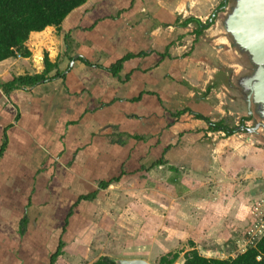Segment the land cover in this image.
Returning a JSON list of instances; mask_svg holds the SVG:
<instances>
[{"label": "crops", "instance_id": "1", "mask_svg": "<svg viewBox=\"0 0 264 264\" xmlns=\"http://www.w3.org/2000/svg\"><path fill=\"white\" fill-rule=\"evenodd\" d=\"M222 4L85 0L59 29L31 32L27 54L0 61V264L145 260L139 251L170 230L166 217L180 229L182 207L197 249L207 224L192 221L187 201L197 206L191 194L205 185L197 181L217 168L218 135L231 136L209 126L247 110L241 88L230 97L220 57L237 52L209 28ZM190 17L202 26L183 25ZM46 57L52 66L43 79L5 91L13 77L43 74ZM255 156L246 162L255 165ZM254 201L235 235L238 252ZM221 229L220 238L231 235Z\"/></svg>", "mask_w": 264, "mask_h": 264}, {"label": "rangeland", "instance_id": "2", "mask_svg": "<svg viewBox=\"0 0 264 264\" xmlns=\"http://www.w3.org/2000/svg\"><path fill=\"white\" fill-rule=\"evenodd\" d=\"M233 4V0H228L227 9L218 12L212 18L214 22L211 24L212 26L209 27L211 28V32L218 31L219 35L227 37L231 48L233 51L236 50L237 52V55L235 54L234 56L231 51L227 54L220 55L228 64L227 68L230 70L229 78L231 86L228 88L230 97L236 93L240 94L239 83L243 76H248L254 71V66L250 63L248 56L239 51L237 47L232 44L230 36L226 33L222 25V20ZM219 5L220 3L218 6ZM206 30L203 34L210 33V31L206 32ZM207 39L211 40L213 37H208ZM234 64H237V66L234 67L236 75H233V68L231 67ZM256 109L257 107L251 104V113L242 109L239 113L237 112L238 115L236 114L229 118L225 124L228 128H233L239 126L241 120L247 119L244 123L248 127H253L256 123H262L264 126V119L261 118L257 111L258 109ZM226 135L227 133L225 132L218 135V139L222 142V148L220 152L221 155L218 157L219 162L216 163L217 168H214L213 173L206 177H201L204 180L201 181L200 178L197 182L199 184L201 183V185L202 182H205V185L199 188V192H197L196 196L194 193L191 194V198L193 197L196 199L195 203H197V206L189 205V202L194 203V201H191L192 199L187 201L188 210L191 209V213L193 214L192 221L197 218L196 222L200 225L207 224V233L205 234V231L202 232L203 236L201 241L198 240L199 243L196 244V247L200 251L202 249L212 252L215 257H230L240 252L235 249V235L237 230L244 228L248 223L246 215L247 206L250 202L255 200L264 189V127H259L252 133L243 131L233 132L230 138ZM257 154H261L260 160L255 156ZM252 156L256 157L255 165L251 164V161L246 162V160H250ZM257 167L259 170L260 168H263V170H260V173L258 171H253V168L256 169ZM204 187H206V189ZM208 203L213 204L211 210L208 209ZM182 210L180 229L177 228L178 225L176 226V224H178V222L175 221L176 219L172 220L173 216L171 219L166 217L164 223L168 225L170 230H162L161 236L155 235L148 239V243L144 246V250L139 251L149 263L158 264L161 256L176 250L183 252L190 249L192 244L195 245L188 236V224L191 220L188 222V212H185L187 208L182 207ZM207 218H210V220ZM173 225L175 226L174 229ZM221 228H223V230H228L231 235L220 238L218 233L221 232ZM161 240H163L161 245H165V247L160 245ZM227 252L231 255L229 256Z\"/></svg>", "mask_w": 264, "mask_h": 264}, {"label": "trees", "instance_id": "3", "mask_svg": "<svg viewBox=\"0 0 264 264\" xmlns=\"http://www.w3.org/2000/svg\"><path fill=\"white\" fill-rule=\"evenodd\" d=\"M84 2L85 0H0V61L16 55L20 51L27 54L28 51L24 49V42L31 32L42 31L47 26H54L59 29L66 16ZM190 22L202 26L199 20L192 17L185 19L183 25ZM213 22L214 20L211 23ZM124 59L114 65L110 69L111 72L117 74ZM44 61L47 69L43 74L13 77L4 85L5 91L8 92L18 86H32L41 78L43 79L52 66L47 57ZM195 115L200 116L199 114ZM209 128L211 131L228 129L223 122L211 124ZM108 184L109 182H102L100 187L105 188ZM94 196L95 193L89 197L93 198ZM181 252L176 250L161 256L158 264H174ZM91 264H114V262L108 256H101ZM182 264H264V235L254 246L227 258L206 257L192 244L190 249L183 252Z\"/></svg>", "mask_w": 264, "mask_h": 264}, {"label": "water", "instance_id": "4", "mask_svg": "<svg viewBox=\"0 0 264 264\" xmlns=\"http://www.w3.org/2000/svg\"><path fill=\"white\" fill-rule=\"evenodd\" d=\"M227 1L223 0V4ZM233 2L222 20V25L230 36L232 44L245 53L254 66L253 73L244 77L240 85L247 93L248 108L251 104L256 105L259 115L264 119V0H233ZM260 126H263L262 123H257L253 127L239 125L228 129L227 132L252 133ZM111 259L114 264H150L141 258Z\"/></svg>", "mask_w": 264, "mask_h": 264}, {"label": "built area", "instance_id": "5", "mask_svg": "<svg viewBox=\"0 0 264 264\" xmlns=\"http://www.w3.org/2000/svg\"><path fill=\"white\" fill-rule=\"evenodd\" d=\"M248 214L250 222L242 231V236L237 240L240 252L250 246H254L264 235V194L256 198L250 205Z\"/></svg>", "mask_w": 264, "mask_h": 264}, {"label": "flooded vegetation", "instance_id": "6", "mask_svg": "<svg viewBox=\"0 0 264 264\" xmlns=\"http://www.w3.org/2000/svg\"><path fill=\"white\" fill-rule=\"evenodd\" d=\"M226 9H227V3H226V4H222V5L219 7V10H217L216 13L213 15V17H214L218 12H220L221 10L224 11V10H226ZM248 76H249V75H248ZM244 77H247V76H243L242 80L244 79ZM240 83H241V81H240ZM240 83H239V86H240L239 88H241V90H243L242 87H241V85H240ZM243 91H244V90H243ZM244 93H245V98H246L247 93H246V92H244ZM255 106H256V105H255ZM256 107H257V106H256ZM257 109H258V107H257ZM257 109H256V110H257ZM247 112H248V113H251L250 107L248 108V105H247ZM245 120H247V119H243V120H241V121H240V125H243L244 127H248V126H246L245 123H244V122H246ZM256 124H257V123H256ZM256 124H255V125H256ZM255 125H254V126H255ZM262 125H263V124H262ZM261 127H264V126H260V128H261ZM228 129H230V128H228ZM243 132H245V131H243Z\"/></svg>", "mask_w": 264, "mask_h": 264}]
</instances>
